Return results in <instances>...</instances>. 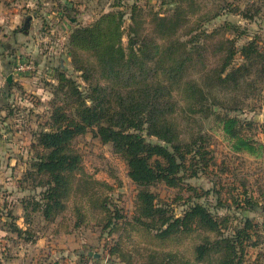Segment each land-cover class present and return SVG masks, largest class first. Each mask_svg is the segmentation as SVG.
<instances>
[{
    "label": "trees",
    "instance_id": "16d2710c",
    "mask_svg": "<svg viewBox=\"0 0 264 264\" xmlns=\"http://www.w3.org/2000/svg\"><path fill=\"white\" fill-rule=\"evenodd\" d=\"M163 4H168V9L155 10L138 3L130 7L128 50L120 39L121 12L102 15L89 27L73 29L70 54L79 64L86 86L81 88L59 67L48 128L36 134L32 146L36 155L23 177L24 182L33 181L34 188L43 189L38 197L22 201L24 216L29 218L34 212L54 222L72 198L80 196L95 204L99 195L85 180L82 157L74 148L77 137L91 131L103 143L112 144L126 162L128 176L137 188L133 220L153 240L176 245L187 239L199 240L193 252L197 263L264 264V221L246 214L264 210V206L243 195L234 199L240 213L232 215L230 204L222 201L218 191V206L228 208L225 214L192 201L209 191L199 192L187 179L205 171L213 159L207 150V134L199 130L184 136L178 118L181 104L192 122L214 115L235 140V149L248 146L252 151L243 139L241 121L228 112L235 107L227 110L221 96L244 86L250 88V78L257 71L264 82V54L256 39L238 50L237 36L221 37L219 31L185 27L189 19L184 5L194 10V0H164ZM63 11H74L72 3L67 1ZM148 18L151 27L146 32ZM107 21L111 25L104 29ZM223 30L237 31V27L227 24ZM182 31L186 39L179 37ZM238 51L243 61L235 64ZM209 54L214 63L207 58ZM222 110L227 111L223 114ZM160 184L192 193L181 215L172 205L156 201L152 189ZM102 202L108 225L122 218L106 200ZM10 225L11 232L24 233L15 222ZM110 251L124 258L119 245ZM156 257L148 264H164L162 260L171 264L176 254L168 251L160 261Z\"/></svg>",
    "mask_w": 264,
    "mask_h": 264
},
{
    "label": "rangeland",
    "instance_id": "374dc122",
    "mask_svg": "<svg viewBox=\"0 0 264 264\" xmlns=\"http://www.w3.org/2000/svg\"><path fill=\"white\" fill-rule=\"evenodd\" d=\"M67 1L72 3L74 11H63ZM163 1L0 0V264H78L88 258L99 264H148L155 256L162 260L168 251L176 254L171 264H209L197 263L193 256L199 240L187 239L179 245L159 243L136 226L133 217L137 188L128 176V166L112 144L103 143L91 131L77 137L74 148L82 157L85 180L99 195L95 204L80 196L72 198L54 222H47L34 212L29 218L24 216L22 201L38 197L43 189L34 188L33 181L24 182L23 177L36 155L32 147L36 134L48 128L59 67L81 88L86 86L79 64L70 54L73 29L89 27L105 14L122 13L120 39L128 50L130 7L138 3L142 7L151 5L155 10H166L169 5ZM184 10L189 19L185 27L209 33L219 31L221 37L237 36L238 50L256 39L264 54V0H194V10L188 9L187 4ZM227 24L235 25L237 31H224ZM109 25L111 21L105 22L103 28ZM150 27L148 18L146 32ZM185 33L178 35L186 39ZM207 58L214 63L211 54ZM242 61L238 51L234 63ZM261 79L257 71L250 78V88L244 86L236 93L221 96L227 110L235 107L228 112L230 117L241 121L243 139L252 151L248 146L235 149V140L229 138L214 115L192 122L182 104L179 109L184 136L199 130L207 134V150L213 160L205 171L201 170L187 182L199 192L209 191V195L194 197L192 201L212 212L228 211L218 206L217 191L222 201L230 204L232 215L240 213L234 199L243 195L264 206V82ZM227 110H222L223 114ZM81 184L83 188L85 183ZM152 191L156 201L172 205L177 215L182 214L188 198L192 197L186 189L163 184ZM102 200L122 216L112 225L107 224L108 214L102 208ZM246 214L264 221L262 208ZM13 222L23 230L22 235L10 231ZM116 245L124 258L111 253L110 249Z\"/></svg>",
    "mask_w": 264,
    "mask_h": 264
},
{
    "label": "built area",
    "instance_id": "2783aa9c",
    "mask_svg": "<svg viewBox=\"0 0 264 264\" xmlns=\"http://www.w3.org/2000/svg\"><path fill=\"white\" fill-rule=\"evenodd\" d=\"M78 264H99V263H97L96 261L91 259V260H88V261L79 262Z\"/></svg>",
    "mask_w": 264,
    "mask_h": 264
},
{
    "label": "crops",
    "instance_id": "0c3cea01",
    "mask_svg": "<svg viewBox=\"0 0 264 264\" xmlns=\"http://www.w3.org/2000/svg\"><path fill=\"white\" fill-rule=\"evenodd\" d=\"M10 77V75L8 76V78Z\"/></svg>",
    "mask_w": 264,
    "mask_h": 264
}]
</instances>
